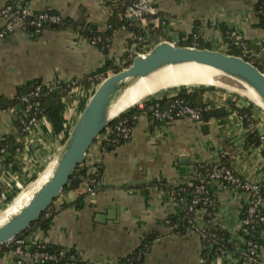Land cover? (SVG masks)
Wrapping results in <instances>:
<instances>
[{
  "label": "crops",
  "instance_id": "0c3cea01",
  "mask_svg": "<svg viewBox=\"0 0 264 264\" xmlns=\"http://www.w3.org/2000/svg\"><path fill=\"white\" fill-rule=\"evenodd\" d=\"M14 1L0 0V11ZM26 1L34 12L54 11L72 24L65 29L46 25L41 32L22 25L0 41V97L12 99L19 88L33 82L60 88L88 79L89 86L76 85L64 97L62 132L57 133L43 117L27 132L14 162L6 166L0 158V172H24L25 178L34 177L33 172L60 152L92 89L130 58L129 48L146 53L164 40L216 50L230 48L234 39L251 49L264 44L257 0H156L157 13L138 21L137 31L118 27L106 50L92 44L88 34L108 32L116 0ZM3 24L0 14V27ZM154 100L147 99L125 114L138 117L128 141L106 151L99 142L92 145L84 165L90 177L99 180L92 185L95 194L88 193V183L82 182L61 195L51 205L55 214L49 225L33 227L30 237L76 249L87 264H119L145 243L149 245L142 264H205L200 233L188 229L180 234L169 224L170 216L181 212L173 189L193 186L202 166L223 165L242 180L259 184L264 194V147L248 144L249 130L237 115L245 109L257 115L261 111L250 100L208 87L203 102L211 116L166 122L149 112L148 103ZM15 120V112L0 111V142L9 134L19 139ZM256 130L263 131L260 125ZM210 193L217 207L213 222L229 235L231 250L209 264H264V221L252 230L243 224L248 192L215 180ZM259 212L264 217V204ZM205 217L204 209L196 212L201 226L207 225ZM250 240L257 244V263L246 256ZM14 263L10 248H0V264Z\"/></svg>",
  "mask_w": 264,
  "mask_h": 264
},
{
  "label": "built area",
  "instance_id": "2783aa9c",
  "mask_svg": "<svg viewBox=\"0 0 264 264\" xmlns=\"http://www.w3.org/2000/svg\"><path fill=\"white\" fill-rule=\"evenodd\" d=\"M121 6L123 8V13L121 14L120 19L127 21L130 24L135 23L145 18L155 15L157 13L156 0H128L122 1ZM1 16L4 18V24L0 27V41L4 39L7 35L14 32L18 26H28L32 27L36 32H41L46 25H58L64 23V18L57 12L45 10L40 12H34L26 0H15L14 2L5 5L0 11ZM115 34V32H114ZM134 39L138 41L142 40L141 37L133 35ZM196 41L198 36L195 37ZM101 41V37H96L90 39V42L94 45H97ZM236 44H239L246 53L248 51V45L244 41H237ZM197 47V45H195ZM130 57L134 58L136 55L141 54L140 51H135L133 48H129ZM259 54L264 56V44L260 46ZM73 86L75 82L71 83ZM54 86L48 87L51 91ZM42 90V86H37L29 94L22 97V100L28 102L31 96H38ZM173 97V96H172ZM175 99L167 107H161L160 103L155 99V109L152 113V117L156 120H162L166 122H171L178 118H190L195 121L202 120L201 110L196 108L185 100L179 94L174 96ZM253 108L260 110L256 103L251 102ZM32 109L31 105H28L27 108L23 111V115L20 117L21 123L24 125V130L26 132H31L33 128L38 124L41 118L37 117V113L34 112L31 116H28L27 112ZM10 112L14 113V109H10ZM123 113L115 120V124L112 127H107L105 131L97 138L99 143L102 145V148L106 151L112 146H116L121 142L128 141L132 137V132L134 125L136 124L138 117L132 116L127 117ZM238 117L241 121L245 123L247 120V115L242 112H238ZM257 119V122L254 121ZM260 125L263 131L259 133L262 144H264V111L262 110L259 115L253 113L251 118L246 124L247 129L256 130L257 126ZM113 132L115 137L111 139L110 142L105 146L103 140H106L110 134ZM114 148V147H113ZM111 148V149H113ZM83 182L88 183L87 192L94 195L95 190L92 185L99 183L97 178H84L80 176ZM215 180L227 181L234 185L235 187L242 189L249 194V200L246 208L245 215L243 217V224L247 230H252L257 224L264 221V217L260 214V207L264 204V194L261 190L259 184L253 181L242 180L240 177L236 176L233 171L223 165L213 166L212 170L209 171L206 175L198 172L197 181L198 184L195 185L194 193L191 196V200L187 206L189 212H197L196 209L201 203L208 204L211 202V199L208 196V186ZM175 199V196L173 195ZM205 212L211 216V212H207L205 208H202ZM53 214L50 210L47 212L46 216ZM215 217V216H214ZM214 220V219H213ZM194 230L198 231L203 240H209V234L205 231L200 230L196 227L194 221L190 220ZM10 250L14 256V264H24L26 260L31 261L34 264H42L47 261H57L59 258L51 253L50 251L43 248L42 243L38 242L34 238L27 235H19L15 237L10 242ZM74 254L70 255L71 260H81V264H87L82 260L80 253L76 250ZM257 244L256 242L250 240L248 242V250L246 251V256L249 261L257 263ZM204 263L205 260H204ZM72 264H79L74 262Z\"/></svg>",
  "mask_w": 264,
  "mask_h": 264
},
{
  "label": "water",
  "instance_id": "95a60500",
  "mask_svg": "<svg viewBox=\"0 0 264 264\" xmlns=\"http://www.w3.org/2000/svg\"><path fill=\"white\" fill-rule=\"evenodd\" d=\"M184 62L207 65L247 83L259 94L263 105H258L264 111V72L246 58L216 49L181 46L167 40L159 42L148 52L136 55L128 67L107 76L98 84L55 159L57 163L52 176L18 213L0 226V248L29 229L57 198L80 187L83 181L74 174L84 164L93 143L119 116L140 103L110 118L112 102L135 79L165 65Z\"/></svg>",
  "mask_w": 264,
  "mask_h": 264
},
{
  "label": "trees",
  "instance_id": "16d2710c",
  "mask_svg": "<svg viewBox=\"0 0 264 264\" xmlns=\"http://www.w3.org/2000/svg\"><path fill=\"white\" fill-rule=\"evenodd\" d=\"M122 1H128V0H116V3L114 5V16L110 22V28L106 34H96V33H90L88 34L89 39H93L96 37H101V41L98 42L99 45H101L105 50L110 46L112 37L114 35V32L119 27H129L134 31H137V22L135 23H129L127 21H123L120 19L121 14L123 13V8L121 6ZM256 9L258 11L261 25L264 26V0H257ZM63 24L56 25L60 29H65L70 24H72L71 20L63 19ZM237 39H234L232 42V46L228 48L227 52L230 54L242 56L249 60L251 63L256 65L260 70L264 72V56L259 54L260 47L257 46L254 49H251L248 46L249 53H246L245 50L240 47L239 44H236ZM132 62V58L127 59V61L124 63L122 67H117L115 69V72L122 70L125 67H128ZM76 85L83 84L86 87L89 86V80L83 79V80H77L74 81ZM42 86L39 83H29L27 85H24L23 87L19 88L18 94L12 98H5L0 97V111H9L10 109H14L16 120L15 125L18 127L20 131L19 139L14 134L6 135L2 141L0 142V158H3L4 165H8L10 162H14L16 155L18 151H20L23 148L24 140L27 137V132L24 130V125L20 121V117L23 115L24 109L27 108L28 105L32 106V109H30L27 114L28 116H31L34 112L37 113L38 118L46 117L50 120L54 130L57 133H60L64 130V121H63V110H64V97L69 93L70 89L74 87L71 83H67L63 85L62 87H54L51 91L48 89V87H43L38 96H31L28 100V102H25L22 100V97L29 94L31 91H33L37 86ZM208 87H202L200 89H195L192 92H188V89H181L179 95L185 98V100L188 102V104L199 108L201 110L202 118H207L212 115V113L206 111L205 104L203 102V90ZM175 97L170 98H161L157 101L160 103L161 107H167L168 102H173ZM155 103L156 101H152L148 103L149 112L153 113L155 109ZM170 104V103H169ZM243 114L247 115V120H245V124L249 121L252 114L249 110H241ZM255 122H257V119H254ZM115 124V121L112 122L108 127H112ZM115 137L113 132H110L108 138L106 140H103V144L106 146L108 142L111 141ZM248 144H256V145H263L260 139V135L257 130H250L248 135ZM115 146H112L113 148ZM110 148V149H111ZM264 151V149H263ZM213 167H200L199 172L203 175H206L209 171L212 170ZM87 167L83 164L80 166L79 170L75 172L74 177H80L83 176L84 178L90 179L91 175L87 172ZM198 184V181L193 184V186H185L182 188H175L173 189V195L175 196V200L179 201L181 203V212L178 215H172L169 218V224L173 226L174 230L177 233H184L188 229H194L192 223L189 221H194V224L196 227L200 228V230L205 231L207 234H209V240H203L204 242V250L202 253V258L205 260V264H209L212 260H215L217 258L222 257L223 255H226L231 250V243L229 239V235L227 232L222 229L217 224H214L213 219L217 211L216 204L213 201L212 195L210 193V185L208 186V196L211 199V202L208 204L201 203L196 211H198L201 208H205L207 212H211V216H209L206 213V223L207 225L201 226L200 223L196 220V212H189L187 209V206L191 200V196L194 193L195 185ZM186 194H188V197H186ZM51 208V207H50ZM50 208H48L42 216L34 223L31 224L30 228L24 231L20 235H27L30 233L33 227L41 225V226H48L49 223L52 220L53 215L55 212H52L50 216H46L47 212H49ZM146 244V243H145ZM143 244L142 246L138 247L132 254L128 255L126 258H124L119 264H142L145 253L148 250V245ZM44 249L50 251L51 253L55 254L59 259L57 261H47L43 262L42 264H72L74 262H78L79 264L82 263L81 260H71L70 255L75 253L74 249H67L60 246L55 245H42ZM6 246H2L1 249L5 248Z\"/></svg>",
  "mask_w": 264,
  "mask_h": 264
},
{
  "label": "bare ground",
  "instance_id": "6f19581e",
  "mask_svg": "<svg viewBox=\"0 0 264 264\" xmlns=\"http://www.w3.org/2000/svg\"><path fill=\"white\" fill-rule=\"evenodd\" d=\"M217 74H220V76H229L218 69L195 62L165 65L146 76L135 79L117 97V99L112 102L110 107V118L118 116L119 114L127 111L130 107L141 102L142 100H145L148 97H156L162 95L163 93H172L171 91L182 89L183 87L220 86V83H218L214 78V76ZM235 80H237L243 86L244 90L232 88L234 91L257 104L263 105L259 94L253 87L238 79ZM241 92H244V94ZM56 163L57 161L55 160L49 164L39 176L37 181L26 191L20 194L17 200H15V202H13L0 215V226L12 215L18 213L30 201L32 196L39 190V188L52 176Z\"/></svg>",
  "mask_w": 264,
  "mask_h": 264
},
{
  "label": "rangeland",
  "instance_id": "374dc122",
  "mask_svg": "<svg viewBox=\"0 0 264 264\" xmlns=\"http://www.w3.org/2000/svg\"><path fill=\"white\" fill-rule=\"evenodd\" d=\"M216 47V46H215ZM228 49V46L225 50H220V51H227ZM218 50V49H217ZM131 58V57H130ZM133 59V58H132ZM124 65V64H123ZM123 65H121L120 67H122ZM126 68V67H125ZM214 78L216 79V81L218 83H220L219 85L220 86H205V87H214V88H217L219 90H223L229 94H233V95H236V96H240L242 98H245L243 97L242 95H240L239 93H237L236 91H234L232 88H235V89H239V90H244L243 89V86L237 81L235 80L234 78H231L229 76H226V75H221L220 74H217L214 76ZM231 88H229V87ZM194 87H199V86H194ZM194 87H190V88H194ZM96 88L94 87L92 89V91L94 92ZM180 91L181 89H176L175 91H171L172 93L174 92H178ZM245 92V91H244ZM244 92H241L242 94H244ZM168 94H171V93H168ZM168 94H162V95H159V96H156V97H148L146 98L145 100L147 99H157V98H161L162 96H166ZM247 100H250L248 98H245ZM143 100V101H145ZM141 101V102H143ZM140 102V103H141ZM250 102H253L252 100H250ZM139 103V104H140ZM255 103V102H253ZM258 105V104H257ZM259 107V105H258ZM260 108V111H262V108ZM67 139V138H66ZM65 139V141H66ZM65 141L63 142L62 146H61V149L65 143ZM99 141L96 140L94 143H93V146H95V144H97ZM99 146H101L99 144ZM92 147V146H91ZM60 149V151H61ZM92 150V148L89 149L88 152H90ZM60 153V152H59ZM56 154L52 157V159L43 164L41 170L37 171V172H33V174L35 175L34 177L30 176L29 177H26L25 178V174L24 172L20 175V174H16V173H7V170L5 173L3 172H0V215L13 203L15 202V200H17L18 196L20 194H22L24 191H26L32 184H34L37 179L39 178V176L42 174V172L44 171V169H46L48 167V165L50 163H52L56 158L57 156L59 155ZM80 168V167H79ZM28 174V173H27ZM23 175V176H22ZM58 199V198H57ZM10 243H6L5 244V248H9ZM4 246V245H3ZM14 262H15V259H14Z\"/></svg>",
  "mask_w": 264,
  "mask_h": 264
}]
</instances>
